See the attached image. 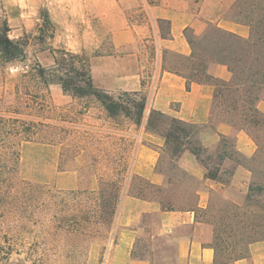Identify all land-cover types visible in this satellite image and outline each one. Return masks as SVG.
I'll return each instance as SVG.
<instances>
[{
    "label": "rangeland",
    "instance_id": "rangeland-1",
    "mask_svg": "<svg viewBox=\"0 0 264 264\" xmlns=\"http://www.w3.org/2000/svg\"><path fill=\"white\" fill-rule=\"evenodd\" d=\"M151 1L161 6L151 4ZM230 1L232 0H0V25L7 21L13 38L25 35L29 37L27 60L7 64L0 62V112L14 114L18 111L30 119L50 124L39 126L36 136L45 141L38 143L52 145L59 152V169L69 172L64 179L65 186L97 176L99 183L121 180L124 182L122 190L129 184L130 192L132 183L145 184L129 172V163L137 151L138 134L143 120L137 125L123 114L110 117L101 102L93 96H73L59 84L45 87L32 67L38 62L49 67L54 63V50H71L84 53L90 58L92 73L94 69L96 74L93 79L100 81L107 74L104 75L105 70L100 68L101 56L124 53L131 49L124 45L116 51L113 34L124 33L126 39L127 30L138 29L140 34L137 46L140 48L146 76L148 72L155 70L152 60L155 44L147 42L148 38L154 35V31L160 35H169L171 29L169 23L158 22L161 8L167 7L187 14L186 21L189 24L186 27L188 29L184 30V37L187 39L186 32L188 37L195 40L196 51L209 58L210 69L216 64L211 60V55L216 47L212 34L217 23L208 20L205 22L201 11L204 9L209 12V16L222 13L229 19L232 6L227 9L225 5ZM46 13L55 25V33L54 37H50L52 28H46L45 38L41 40L38 38V29L44 23ZM164 55L167 67L183 70V63L186 61L181 54L164 50ZM109 79L120 84L126 78L113 73ZM94 84L98 83L94 80ZM28 91L30 95L26 94ZM121 92L123 90L113 91L112 94L118 96ZM34 95H39V98ZM260 107L264 111V101L260 102ZM151 111L146 115L147 121ZM219 123L220 119L216 117L207 127L191 129L184 151L183 146L178 147L175 142L167 145L165 141V145L158 149L160 157L157 170L164 177L161 186L174 196L172 199H176L177 205L192 206L194 209L191 211L194 212L195 221L200 223L199 234L205 244L215 249V264H235L237 260L243 259L241 257H250L252 243L264 240V129L256 131L260 145L249 136L255 142L257 150L246 159L240 154L242 152L237 148V138L234 135H227L226 140L219 136L218 143L207 145L208 137L215 134ZM142 143L150 142L144 138ZM202 146L206 149L199 150V157L211 170L219 169L217 180L206 177V169L189 150ZM184 152L195 155L198 165L205 171L203 178L196 176L197 167L188 165L186 158H183ZM34 164L25 159L24 174L31 173ZM241 166L247 170L237 174V169ZM11 167L14 168L13 165ZM189 168L193 171L188 170ZM11 171L17 179L29 180L23 177L21 166L17 172L14 169ZM47 186L66 192L76 190L75 196H69V202H83L85 205L92 204V199L97 197L100 189V185L97 190L61 188L53 184ZM1 188V191H6L5 186ZM81 210L77 207L72 213L79 215ZM159 221L157 214L143 217L132 256L147 264H179L177 238L183 232L191 231V227L181 225L173 234L161 235L158 232ZM49 225L47 221V227ZM116 242L113 229L93 225L90 234L80 241L81 251L79 255L77 251V257L73 254L72 257H67L66 252L60 251L52 255L49 264H83L85 255L82 248H87L86 264H111ZM30 263L26 260L25 253H13L7 260L0 259V264Z\"/></svg>",
    "mask_w": 264,
    "mask_h": 264
},
{
    "label": "trees",
    "instance_id": "trees-1",
    "mask_svg": "<svg viewBox=\"0 0 264 264\" xmlns=\"http://www.w3.org/2000/svg\"><path fill=\"white\" fill-rule=\"evenodd\" d=\"M151 4L160 5L154 1ZM230 12L229 19L250 27V36L246 38L218 24L214 25L212 41L216 47L211 55L213 59H210L225 64L232 73L231 79H221L209 72V58L196 51L195 40L188 37L186 32L185 36L192 48L191 55L183 56L186 61L183 70L168 67V70L185 77L189 82L213 85L215 92L208 123L187 122L152 109L147 129L163 136L167 145L175 142L178 147L183 146L184 151L191 129L207 127L216 117H219L220 122L246 131L260 145L256 131L264 129V111L259 107V103L264 101V0H236ZM158 22L171 25L167 19L158 18ZM46 28H52L50 37H54L55 25L48 13L45 14L44 23L39 26V39L44 40ZM10 32L9 24L4 21L0 25V62L3 64L27 60L29 37L13 38ZM170 34H161V37L169 38ZM148 40L152 41L151 38ZM54 51L56 55L51 66L46 67L38 62L32 67L41 84L45 87L59 84L73 96H93L101 102L110 117L123 114L137 125L142 123L147 107V97L142 91H123L115 96L94 84L92 63L84 53L66 49ZM26 94L31 93L28 91ZM34 97L39 98V95ZM44 125L50 124L30 119L18 111L14 114L0 112V259L7 260L13 253H25L30 264H49L52 255L60 251L66 252L67 257H72V254L77 257V251L78 255L81 251L80 241L90 234L93 225L108 230L114 226L123 194V181H101L97 197L92 199V204L85 205L83 202H69V196H75L76 190L66 192L51 189L47 184L17 179L12 175L11 169L17 172L21 164L22 144L27 141L45 142L36 136L39 126ZM221 136L227 139V135ZM201 149L206 148L202 146L189 150L206 169V177L217 180L219 169L211 170L200 159ZM135 176L145 184L132 183L130 194L156 200L161 203L163 210H194L192 206L177 205L176 199H172L173 195L161 185ZM2 186H5L6 191H1ZM77 207L82 209L79 215L72 213ZM47 221L50 223L48 227ZM82 249L85 255L82 261L86 264L87 248Z\"/></svg>",
    "mask_w": 264,
    "mask_h": 264
},
{
    "label": "crops",
    "instance_id": "crops-1",
    "mask_svg": "<svg viewBox=\"0 0 264 264\" xmlns=\"http://www.w3.org/2000/svg\"><path fill=\"white\" fill-rule=\"evenodd\" d=\"M233 2L232 0L225 5L227 9L233 5ZM161 11L162 13L158 17L170 20L171 34L169 38H162L159 32L154 31V35L150 36L151 42L155 44V55L152 58L155 70H152L151 73L148 72L145 76V65L141 60L139 45L137 46V38L140 33L138 29L136 31L130 29L126 31V39H124V33L115 32L113 42L116 51L124 45L131 49L124 53L101 56L100 68L105 70L104 75L107 74L105 79H100V81L94 79L98 83L96 86L111 93L119 90L142 91L146 95L147 107L143 123L140 125L137 151L129 163V172L157 185H162L164 182L163 174L157 170V165L160 157L158 149L165 145V138L147 129V113L152 109H157L187 122L208 123L211 119L215 92V88L211 84L189 82L185 77L168 70L165 65L164 50L175 51L182 56H189L192 53L191 45L184 37V30L189 22L186 21L187 14L181 10L163 7ZM201 13L205 22H207L206 20L215 22L220 27L246 38L250 36L248 25L228 19L222 13H217V15L214 13L215 15L209 16V12L204 11V9ZM209 72L225 80L232 77L231 71L225 64L216 63L209 69ZM113 73L126 79H122L120 84L113 83L109 79ZM93 74L96 78L94 69ZM221 134L234 135L237 138L238 150L245 156L255 154L257 146L249 135L244 130H235L233 126L225 122H220L217 125L215 134L208 137L207 145L218 143ZM144 138L150 143H142ZM183 158H186L191 167H197L195 170L197 177L203 178L205 176V171L198 165L195 155L184 152ZM25 159L35 163L34 170L28 175L24 174ZM20 166L24 178L53 184L61 188L97 190L100 185L98 177L94 176L65 186L64 179L69 172L59 169V152L49 144L24 142L21 148ZM241 168L237 169V174L241 173L242 170H247L245 167ZM188 170L193 171L192 168ZM126 182L128 183V180ZM148 214L158 215L160 220L158 232L161 235L173 234L181 225L191 227V231L183 232V235L177 238L179 264H215V249L204 243V239L198 232L200 223L195 221L193 211L163 210L161 203L156 200L142 199L130 194L129 184L123 190L114 221L113 232L117 237V242L113 249L111 264H147L143 260L133 258L132 252L139 236V224L143 217ZM235 264H264V240L252 243L250 257L237 260Z\"/></svg>",
    "mask_w": 264,
    "mask_h": 264
}]
</instances>
